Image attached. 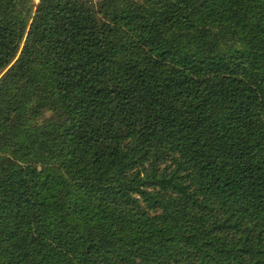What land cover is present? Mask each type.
<instances>
[{"label": "trees", "instance_id": "obj_1", "mask_svg": "<svg viewBox=\"0 0 264 264\" xmlns=\"http://www.w3.org/2000/svg\"><path fill=\"white\" fill-rule=\"evenodd\" d=\"M0 264H264V0H0Z\"/></svg>", "mask_w": 264, "mask_h": 264}, {"label": "rangeland", "instance_id": "obj_2", "mask_svg": "<svg viewBox=\"0 0 264 264\" xmlns=\"http://www.w3.org/2000/svg\"><path fill=\"white\" fill-rule=\"evenodd\" d=\"M36 1V3H38L39 2V0H35Z\"/></svg>", "mask_w": 264, "mask_h": 264}]
</instances>
